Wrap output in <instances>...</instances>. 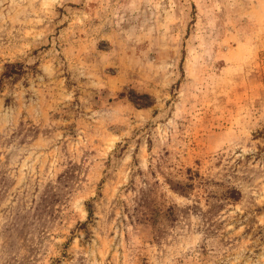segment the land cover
<instances>
[{"label": "rangeland", "instance_id": "374dc122", "mask_svg": "<svg viewBox=\"0 0 264 264\" xmlns=\"http://www.w3.org/2000/svg\"><path fill=\"white\" fill-rule=\"evenodd\" d=\"M0 264H264V0H0Z\"/></svg>", "mask_w": 264, "mask_h": 264}]
</instances>
